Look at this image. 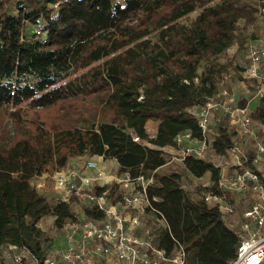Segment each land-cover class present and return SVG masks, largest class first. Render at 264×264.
Wrapping results in <instances>:
<instances>
[{
    "label": "trees",
    "instance_id": "trees-1",
    "mask_svg": "<svg viewBox=\"0 0 264 264\" xmlns=\"http://www.w3.org/2000/svg\"><path fill=\"white\" fill-rule=\"evenodd\" d=\"M258 16L254 0H0V247L26 246L36 264H45L51 241L40 222L53 216L60 228L76 219V197L54 201L33 180L72 157H114L119 172L149 176L166 163L164 147L179 132L199 135L192 109L229 88L227 73L245 79L224 53L236 40L245 42L240 34ZM253 108L264 124V97ZM214 118L213 150L227 155L247 135L239 136L224 113ZM151 120L158 121L154 137L147 132ZM134 133L154 146L135 141ZM207 171L215 181L220 167L190 156L156 173L159 183L149 194L167 225L150 207L144 216L160 222L155 244L168 255L180 241L185 264H230L240 235L225 216L251 193L228 192L234 210L225 212L205 200L206 187H182ZM107 187L118 202L119 184ZM83 211L97 220L107 216L91 201Z\"/></svg>",
    "mask_w": 264,
    "mask_h": 264
},
{
    "label": "built area",
    "instance_id": "built-area-1",
    "mask_svg": "<svg viewBox=\"0 0 264 264\" xmlns=\"http://www.w3.org/2000/svg\"><path fill=\"white\" fill-rule=\"evenodd\" d=\"M254 1L258 13L264 14V0ZM240 74L254 81L255 97L263 98L264 45L250 46L248 61ZM226 75L228 78L232 73ZM192 111L196 116L200 134L195 135L190 128L179 132L175 137V143L164 147L168 155L166 163L149 176L144 174L133 176L127 170L113 173L102 162L104 155L88 157L80 155L73 165L56 171V188L62 200L70 202L73 197H82L95 203L107 216L103 220H97L85 214L82 216L77 211L76 219L67 221L59 228L64 233L63 244L57 250V256L46 257L45 264H98L100 258L115 259L126 264L186 263L185 245L177 241L174 252L168 255L164 248H159L155 244L157 234L153 233L145 219L147 207L156 210L152 203L158 199L149 194L150 185L159 183L155 174H165L182 166L190 156L206 158L208 151H214L210 134L214 126L215 111L227 115L230 124L239 134L258 138L254 109L248 103L240 104L235 93L227 87L220 89L202 106ZM147 132L150 137H154L157 133L156 127L147 126ZM133 139L143 145L154 146L137 133L133 134ZM226 156L230 158L231 163H216L220 167L217 180H212L211 171L196 179L199 185L207 188L205 200L218 205L225 212L234 210L227 201L228 192L252 194L254 200L244 211L246 220L240 226V242L236 256L230 264H260L264 260V179L257 167L264 164V142L257 141L251 157L238 144L229 147L227 155L221 154L218 157ZM248 161L251 165L246 164ZM112 182H117L123 191L118 202H113L109 198L107 185ZM191 185L188 179L182 183L184 189ZM214 185L217 190L212 188ZM97 187L104 189L98 192ZM157 212L160 215L159 221L166 226L164 214ZM138 229H143V233H138ZM0 251L2 261L11 259L15 263H21L24 256L30 253L26 246L13 244L1 246Z\"/></svg>",
    "mask_w": 264,
    "mask_h": 264
},
{
    "label": "rangeland",
    "instance_id": "rangeland-1",
    "mask_svg": "<svg viewBox=\"0 0 264 264\" xmlns=\"http://www.w3.org/2000/svg\"><path fill=\"white\" fill-rule=\"evenodd\" d=\"M197 13H198V11L191 13L190 17L195 16ZM258 15H259L258 20L255 22V24L252 27H250L248 30H246L245 34H242V32L240 34L241 39H244L245 42L241 43V40H239V39L236 40L228 48V50L224 53V58L235 62L236 64H234V65L235 66L237 65L239 69H242V67L248 61L249 48L252 44L264 45V14L258 13ZM244 35H246L247 37H245ZM228 78H229V80L231 79L230 80L231 83L227 84V85L229 86V89L235 93L238 100L239 99L241 100L244 98L246 103L249 100H251L252 102L253 101H256V102L259 101V98L255 97V87H254V81L253 80H251L249 78L243 79L240 75H238L237 73L235 74L234 72L232 73L231 76H228ZM241 82H243L244 87L247 86L246 88L249 89V91H247V92H249L247 94V98L244 96L246 91L243 89L244 87L242 86ZM248 98H250V99L248 100ZM255 122H256V129H257V133H258V138H254V137L249 136V135L248 136L239 135V136H242V137H240V143L239 144L249 157L252 156V154L255 150L257 141L261 140L264 142V131H263L264 124H262L256 120H255ZM214 124H215V121H214ZM149 125L152 126V124H149ZM213 131H214V127L212 128V132ZM241 138H243V139H241ZM85 156L88 157L90 155L86 154ZM78 158H79V155L72 157L70 159L69 163L61 169H64V168H67V167L73 165L74 162ZM206 158L211 159L212 161H214L217 164H229V163H231L229 157H225V158L218 157L214 151H208V155ZM106 162L109 163L108 160ZM257 169H258V171L264 172V164L257 167ZM58 170H60V169H58ZM56 171L52 175L44 174L43 176L38 177V178L33 180V183L38 187V189L42 192H45L48 195V197L54 201L59 199L61 196L59 190L56 188V181H55ZM112 172L113 173L117 172V169L113 168ZM189 180L192 184L191 185L192 187H195L194 185H199L196 178H189ZM253 200H254V198H253L252 194L251 195L250 194L242 195L240 198L238 197L236 199L235 211L233 213L227 214L225 216L228 223L237 226L238 230H240V226L246 220L243 216V213L246 209H248L251 206V204L253 203ZM88 203H89V201L87 199H83L82 197H80V198L76 197L74 200L75 211L76 212L78 211L83 216V214H84L83 208ZM77 209H79V210H77ZM148 225L153 230V229L158 228L161 224L156 219L155 222H153V221L148 222ZM40 226L46 232L49 240L51 241L49 255H56L57 256V250L62 246L63 240H64L63 231H61L59 229V227H57L55 225L53 216L44 217L40 222ZM139 232H140V234H142L143 229H138V233ZM0 264H36V263L28 255L24 256V259L21 263L12 262L11 259H7V260L2 261L1 260V251H0ZM98 264H126V263L120 262V261L115 260V259L114 260H105L103 258H100L98 260Z\"/></svg>",
    "mask_w": 264,
    "mask_h": 264
},
{
    "label": "crops",
    "instance_id": "crops-1",
    "mask_svg": "<svg viewBox=\"0 0 264 264\" xmlns=\"http://www.w3.org/2000/svg\"><path fill=\"white\" fill-rule=\"evenodd\" d=\"M230 80H231V79H230ZM230 80H228V84L231 83ZM241 84H242V86H243V82H241ZM231 87H232V86H231ZM243 87H244V86H243ZM232 88H233V87H232ZM243 89L246 91L245 94H244V96L247 98V94L249 93V92H247V91H249V89H247L246 87H244ZM249 99H250V98H248V100H249ZM239 100H240V99H239ZM256 103H257L256 101H253V102H252L251 100L248 101V104H250L252 108H253V106H254ZM253 109H254V108H253ZM149 124H152V126L156 127V130H157L158 121L151 120V121L148 123L147 126H150ZM101 160H102V162H103L104 164L107 165V167H108L109 170L112 171V169L114 168V169H117V171H119L120 163H119V161H118L116 158H114V157H110V158H104V159H101ZM107 160H108L109 163L106 162ZM112 167H113V168H112ZM260 173H261V175H262V177H263V179H264V172H261V171H260ZM103 259H104V258H103Z\"/></svg>",
    "mask_w": 264,
    "mask_h": 264
},
{
    "label": "water",
    "instance_id": "water-1",
    "mask_svg": "<svg viewBox=\"0 0 264 264\" xmlns=\"http://www.w3.org/2000/svg\"><path fill=\"white\" fill-rule=\"evenodd\" d=\"M260 264H264V260Z\"/></svg>",
    "mask_w": 264,
    "mask_h": 264
}]
</instances>
